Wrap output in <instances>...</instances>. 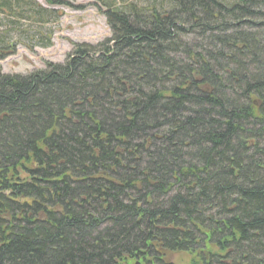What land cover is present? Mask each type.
I'll return each instance as SVG.
<instances>
[{
    "label": "trees",
    "instance_id": "trees-1",
    "mask_svg": "<svg viewBox=\"0 0 264 264\" xmlns=\"http://www.w3.org/2000/svg\"><path fill=\"white\" fill-rule=\"evenodd\" d=\"M117 1L103 42L0 72V264H264V0Z\"/></svg>",
    "mask_w": 264,
    "mask_h": 264
},
{
    "label": "rangeland",
    "instance_id": "rangeland-1",
    "mask_svg": "<svg viewBox=\"0 0 264 264\" xmlns=\"http://www.w3.org/2000/svg\"><path fill=\"white\" fill-rule=\"evenodd\" d=\"M35 7L52 12L55 18L44 23L31 18L32 11L26 9L25 19L8 15L0 16V32H9L12 42L17 45L12 54L0 60V72L6 75H28L43 70L48 64H63L75 44L97 45L111 36V31L103 15L105 6L97 0H32ZM129 1L139 7L152 6L168 0H118L117 4ZM51 2V3H50ZM30 17V18H29ZM10 19V20H9ZM48 20L46 16L42 20ZM45 20V21H46ZM14 21V22H12ZM11 28L14 29L11 32ZM41 37L50 39L52 46L42 48ZM169 264H193L194 256L176 252L168 256Z\"/></svg>",
    "mask_w": 264,
    "mask_h": 264
}]
</instances>
